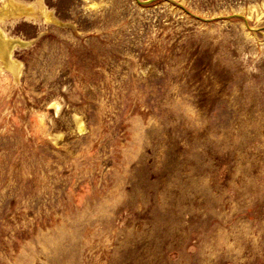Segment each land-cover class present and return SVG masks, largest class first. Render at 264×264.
<instances>
[{
  "label": "rangeland",
  "instance_id": "rangeland-1",
  "mask_svg": "<svg viewBox=\"0 0 264 264\" xmlns=\"http://www.w3.org/2000/svg\"><path fill=\"white\" fill-rule=\"evenodd\" d=\"M0 36V264H264V0H0Z\"/></svg>",
  "mask_w": 264,
  "mask_h": 264
},
{
  "label": "bare ground",
  "instance_id": "bare-ground-1",
  "mask_svg": "<svg viewBox=\"0 0 264 264\" xmlns=\"http://www.w3.org/2000/svg\"><path fill=\"white\" fill-rule=\"evenodd\" d=\"M11 4L13 6V11H16V9L18 10V6L16 4H13L12 2H11ZM19 11H21V10H19ZM13 14H15V13H13ZM51 18L53 19V17H51ZM0 43H1L0 47L2 48V53H4L3 62L5 63V65L7 67H10L13 70V72H14L15 75H17V73L19 72L18 71L19 69H18V67H16L15 61L14 62L12 61V51H13V47L15 45L13 43L11 44L10 42H6L3 39H1V42ZM17 44H19V43H17Z\"/></svg>",
  "mask_w": 264,
  "mask_h": 264
}]
</instances>
